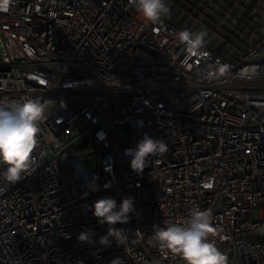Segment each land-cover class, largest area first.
Masks as SVG:
<instances>
[{
  "label": "built area",
  "instance_id": "obj_1",
  "mask_svg": "<svg viewBox=\"0 0 264 264\" xmlns=\"http://www.w3.org/2000/svg\"><path fill=\"white\" fill-rule=\"evenodd\" d=\"M167 5L156 24L131 0H13L0 12V102L47 106L39 166L0 180V264H184L149 240L195 208L211 211L228 264H264V0ZM185 29L207 33L201 55L177 39ZM145 134L168 150L138 174L125 151ZM107 197L133 198L114 226L122 246L100 243L109 225L91 206Z\"/></svg>",
  "mask_w": 264,
  "mask_h": 264
},
{
  "label": "clouds",
  "instance_id": "obj_2",
  "mask_svg": "<svg viewBox=\"0 0 264 264\" xmlns=\"http://www.w3.org/2000/svg\"><path fill=\"white\" fill-rule=\"evenodd\" d=\"M13 0H0V12L9 10ZM131 4L145 20L159 23L169 14L167 0H131ZM177 39L183 43L187 53L193 56L202 54L207 33L182 30ZM225 71L220 68V72ZM47 114V106L39 98H26L23 102H0V180L15 184L31 175L39 166L34 151L38 143L39 123ZM168 150L164 139H154L145 134L134 149H127L125 155L131 157V169L140 174L147 167L149 156L163 154ZM92 213L101 224L109 225L106 236L100 238L102 245L110 244L109 237L117 245L127 242L123 229L114 227L129 222V214L135 213L133 198L125 197L118 204L114 198H101L94 202ZM210 210L193 209L186 222H165V226L153 225L150 244L168 250L179 256L184 264H228V257L209 240L213 234ZM91 230L82 232L78 239L89 241ZM111 264H119V259Z\"/></svg>",
  "mask_w": 264,
  "mask_h": 264
},
{
  "label": "rangeland",
  "instance_id": "obj_3",
  "mask_svg": "<svg viewBox=\"0 0 264 264\" xmlns=\"http://www.w3.org/2000/svg\"><path fill=\"white\" fill-rule=\"evenodd\" d=\"M88 141V137H84L82 141H79L76 146H81L82 144H86ZM82 157L85 163L88 165L89 169L96 170L97 169V162H96V154L94 153H87L85 151L82 152Z\"/></svg>",
  "mask_w": 264,
  "mask_h": 264
},
{
  "label": "water",
  "instance_id": "obj_4",
  "mask_svg": "<svg viewBox=\"0 0 264 264\" xmlns=\"http://www.w3.org/2000/svg\"><path fill=\"white\" fill-rule=\"evenodd\" d=\"M51 158H52V154L48 150H46V157H45L44 164H46V162L50 160Z\"/></svg>",
  "mask_w": 264,
  "mask_h": 264
}]
</instances>
